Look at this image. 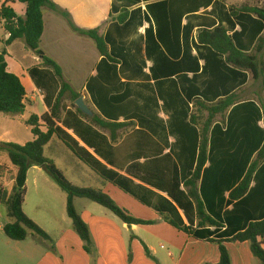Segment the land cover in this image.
Wrapping results in <instances>:
<instances>
[{"label":"crops","instance_id":"obj_1","mask_svg":"<svg viewBox=\"0 0 264 264\" xmlns=\"http://www.w3.org/2000/svg\"><path fill=\"white\" fill-rule=\"evenodd\" d=\"M8 1L19 17L25 16L26 5L19 0H0V9ZM52 1L58 10L43 9L41 49L45 55L60 65L72 90L104 120L135 125L114 132L94 128L100 137L92 138L81 130L93 143L91 148L58 123L102 169L116 173L127 191L81 161L76 165L79 175L88 182L91 170L102 184L100 189L122 208L140 219L155 221V225L126 227L123 223V227H114L106 215L87 220L82 214L98 249L96 262L84 251L79 236L68 231L56 241L52 239L61 256L48 251L36 264H218L219 247L207 237L227 240L250 222L264 218V163L248 194L238 202L230 201L231 191L264 144V84L250 72L228 65L224 57L199 41V34L226 27L239 50L253 52L264 26L251 14L233 17V7H263L264 0ZM61 11L70 14L79 29L97 30L111 59L99 53L94 40L76 32ZM125 12L128 18L121 21ZM9 37L0 23V54ZM6 49L8 71L21 79L27 96L23 115L0 114V142L25 145L34 139L31 128L26 126L28 135L14 131L16 120L27 121L33 114L41 117L50 112L47 102L55 103L60 84L24 40ZM232 94H237L240 102L212 127L209 158L199 182L207 212L223 227L197 228L194 212L196 235L189 236L168 225L155 206L164 208L165 200L172 202L190 225L167 191L178 197V184L180 191L187 193L184 184L197 166L200 133L191 123L194 105L196 101L213 104ZM66 99H71V94L67 93ZM38 103L44 112L37 111ZM63 105L64 118L66 111L73 109ZM6 130L11 131L5 134ZM133 192L152 205L141 203ZM144 245L154 259L146 254ZM225 245L232 264H260L248 242Z\"/></svg>","mask_w":264,"mask_h":264},{"label":"trees","instance_id":"obj_2","mask_svg":"<svg viewBox=\"0 0 264 264\" xmlns=\"http://www.w3.org/2000/svg\"><path fill=\"white\" fill-rule=\"evenodd\" d=\"M9 2L4 3L0 9V23L4 25L6 33L10 35L0 54V114L16 117L23 115L26 109V89L21 79L8 71L6 62V48L18 40H24L27 48L42 60V66L53 72L60 84V92L53 105L47 102L50 112L43 114L41 117L33 114L26 121L25 124L31 128L34 137L32 141L27 142L25 145L15 143L2 144L7 152L12 168L8 169L5 165L0 164V178L3 177L4 173L10 172L11 180L14 182L10 191L5 189L3 185H0V200L6 207L7 217L10 220L4 226L3 231L9 239L16 242L27 240L29 234L37 235L45 241L53 242L51 236L24 212L28 172L32 167H41L58 184L61 190L67 194V214L72 221L73 230L83 242L84 251L95 263L98 257V249L93 240L90 226L76 210V199H88L98 204L110 211L129 227L153 226L155 225V221L133 216L100 188H81L71 184L54 162L45 157V148L54 138H57L74 153L79 161L87 165L93 172L108 182L124 189L125 187L122 185L121 180H117L118 176L116 173L107 171L104 168L102 169V165L92 155L80 148L78 142L60 127L58 123H62L69 130H73L74 134L91 148H94L93 143L86 138L81 130L85 129L89 133L90 138H92V135L100 137V134L94 128L114 132L130 126L134 127L135 125L132 123L117 124L108 122L90 106L94 115L93 117H89L76 107L75 101L82 97L81 94L75 93L72 90L71 86L65 81L60 65L46 56L41 49V40L44 33L43 9L58 10L57 5L52 0H19V2L26 5L24 17H19ZM61 12L69 20L76 32L94 40L99 53L103 57L111 59L109 47L97 30H81L73 24L70 14L66 11ZM125 13L126 15L124 14L120 17L121 21H125L128 18V13ZM238 13L251 14L257 17L264 26V6L251 7L243 5L241 7H233L232 16L235 17ZM199 41L224 57L228 65L241 71L250 72L254 80H262L264 84V33L257 40L254 51L251 53H245L237 48L226 27H218L213 31L204 30L200 32ZM67 93L71 94V100L73 101L71 108L74 111L71 109L67 110L63 118L62 113L65 108L63 100ZM239 102V96L232 94L213 104L208 105L196 101L194 105L195 111L191 115V123L199 128L200 133L197 166L194 171L190 172L189 179L184 184L187 193L180 191V185L178 184L176 186L178 197L175 195V192L173 193L171 190L167 191L173 202L184 211L190 225L185 224L177 207L172 202L165 200L164 208L161 207V204L155 206V209L168 225L189 236L196 235V232L192 228L195 225V221L191 213L194 214V212L196 213L197 228L219 229L223 227L220 221L207 212V207L200 194L199 182L209 158L211 129L218 119L222 120L226 112L238 105ZM262 111L264 120V105L262 106ZM111 137L113 141H116V137ZM262 163H264V144L253 159L242 181L231 191V202H238L248 194L253 178ZM132 194L141 203L147 206L152 205L147 199L142 198L137 193L133 192ZM179 197L181 198L179 199ZM207 239L210 243L216 244L219 247L220 261L218 264H232V257L225 243L245 242L250 244L251 252L260 261V264H264V218L250 222L246 229L227 240H212L209 237ZM144 247L146 254L153 258L148 247L146 245ZM52 248L55 250V246Z\"/></svg>","mask_w":264,"mask_h":264},{"label":"rangeland","instance_id":"obj_3","mask_svg":"<svg viewBox=\"0 0 264 264\" xmlns=\"http://www.w3.org/2000/svg\"><path fill=\"white\" fill-rule=\"evenodd\" d=\"M63 102L66 106L73 105L71 99L63 100ZM43 109V105L38 103L37 111L42 113L44 112ZM26 117L28 118V115ZM25 123L26 121L16 120L14 131L25 132V135H28ZM10 131L6 130L5 134H9ZM4 143L6 142H0V164L11 169L7 152L2 145ZM45 157L54 162L71 184L81 188H102L101 182L96 180L97 176L91 170H89L90 174H92L89 177L90 181L85 182L82 180L78 167H76L80 163L79 160L57 138H54L45 148ZM11 178L10 172L4 173L3 177L0 178V185H3L9 191L14 185ZM26 189L25 214L47 232L54 241L62 234L74 231L72 221L67 214V194L61 190L58 184L41 167H32L29 170ZM75 201L77 202V205H75L77 212L81 216L84 214L87 220L94 216L106 215L115 223L116 226L113 225L114 227H123V223L114 214L98 204L88 199H76ZM134 216L136 217V215ZM9 222L6 207L0 200V264H36L48 251L57 257L61 256L58 247L54 245V241L52 243L45 241L37 235L29 234L27 240L23 242L9 239L3 231L4 226ZM126 227L129 226L126 225ZM53 246H55V250H53ZM62 248L64 247L62 246ZM67 250L66 248L63 249L65 254H68Z\"/></svg>","mask_w":264,"mask_h":264},{"label":"water","instance_id":"obj_4","mask_svg":"<svg viewBox=\"0 0 264 264\" xmlns=\"http://www.w3.org/2000/svg\"><path fill=\"white\" fill-rule=\"evenodd\" d=\"M76 107L85 115L89 117H93L94 112L89 107V105L86 103L84 97H80L75 101Z\"/></svg>","mask_w":264,"mask_h":264}]
</instances>
